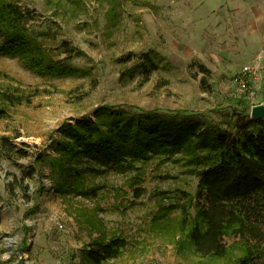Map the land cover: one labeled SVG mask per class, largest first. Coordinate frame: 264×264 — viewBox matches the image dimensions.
I'll return each instance as SVG.
<instances>
[{"label": "rangeland", "instance_id": "1", "mask_svg": "<svg viewBox=\"0 0 264 264\" xmlns=\"http://www.w3.org/2000/svg\"><path fill=\"white\" fill-rule=\"evenodd\" d=\"M14 3L31 11L29 27L53 58L77 72L51 77L21 55H0V92L25 97L0 119V136L29 154L0 155V264H89L83 252L90 242L115 237L126 248L103 264H237L234 240H228L229 260H212L175 233L188 204L184 194L194 197L199 179L187 155L154 157L125 173L92 165L86 196L61 195L47 168L42 176L31 167L40 153L56 155L53 141L65 139V124L94 120L103 106L234 133L240 104L264 102V0ZM63 42L73 53L60 49ZM150 53L160 69L145 83L138 61ZM250 66L259 67L250 82L253 100L234 84ZM170 207L174 221L159 216Z\"/></svg>", "mask_w": 264, "mask_h": 264}, {"label": "trees", "instance_id": "2", "mask_svg": "<svg viewBox=\"0 0 264 264\" xmlns=\"http://www.w3.org/2000/svg\"><path fill=\"white\" fill-rule=\"evenodd\" d=\"M33 20L31 11L22 10L14 0H0V55H21L47 76L74 75L77 70L68 61L55 60L31 31ZM60 49L69 54L74 51L66 42ZM138 65L145 83L160 69L151 53ZM23 101L24 96L0 92V119L6 117L9 107ZM241 105L236 115L247 121L234 117V133L207 129L181 117L103 106L94 120L65 124V139L53 141L56 155L38 154L31 173L43 176L47 168L61 195L86 196L92 165L125 173L154 157L187 155L199 179L195 196L184 194L189 197L188 204L181 207L180 220L173 226L175 233L185 234V242L202 258L229 260L228 240H234L241 251L237 264H264V120L251 119V106ZM2 154L29 156L8 136H0ZM172 210L167 208L159 216L174 221L168 216ZM125 248L121 237L99 238L90 242L83 255L89 264H103L117 259Z\"/></svg>", "mask_w": 264, "mask_h": 264}, {"label": "built area", "instance_id": "3", "mask_svg": "<svg viewBox=\"0 0 264 264\" xmlns=\"http://www.w3.org/2000/svg\"><path fill=\"white\" fill-rule=\"evenodd\" d=\"M258 72V66H250L244 68L242 72L234 77V84L237 86L239 92L250 100L256 97V92L250 88V82L258 78Z\"/></svg>", "mask_w": 264, "mask_h": 264}, {"label": "water", "instance_id": "4", "mask_svg": "<svg viewBox=\"0 0 264 264\" xmlns=\"http://www.w3.org/2000/svg\"><path fill=\"white\" fill-rule=\"evenodd\" d=\"M250 117L254 120H264V102L251 107Z\"/></svg>", "mask_w": 264, "mask_h": 264}]
</instances>
